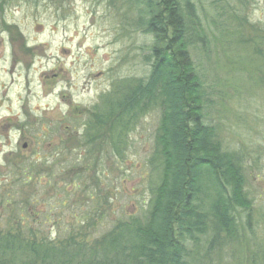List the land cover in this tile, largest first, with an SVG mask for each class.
Listing matches in <instances>:
<instances>
[{
    "label": "rangeland",
    "instance_id": "1",
    "mask_svg": "<svg viewBox=\"0 0 264 264\" xmlns=\"http://www.w3.org/2000/svg\"><path fill=\"white\" fill-rule=\"evenodd\" d=\"M6 1L0 0V197L10 194L12 210L0 226L33 209L53 241L77 232L91 242L119 220L142 218L157 181L149 159L158 109L139 118L118 153L104 148L86 160L78 142L95 103L114 98L121 80L148 73L143 56L151 35L132 24L139 4ZM191 2L194 31L203 37L192 36L189 46L204 85L203 121L224 149L240 155L253 206L249 225L247 210L236 214V239L206 253L201 237L192 264H264V0ZM28 198L31 205L23 206Z\"/></svg>",
    "mask_w": 264,
    "mask_h": 264
},
{
    "label": "trees",
    "instance_id": "2",
    "mask_svg": "<svg viewBox=\"0 0 264 264\" xmlns=\"http://www.w3.org/2000/svg\"><path fill=\"white\" fill-rule=\"evenodd\" d=\"M136 2L132 24L151 35L143 56L148 73L121 80L114 98L95 103L78 142L86 160L104 148L118 153L139 118L158 109L149 159L157 181L147 210L142 218L119 220L91 242L77 232L53 241L33 209L12 214L0 226V264H192L201 237L208 241L206 253L237 238L239 209L247 210L250 224L253 206L244 189L242 159L224 149L215 127L203 121L204 85L189 52L192 36L203 37L194 31L191 0ZM18 167L14 172L20 173ZM36 168L30 163L29 173ZM9 199L8 192L0 197V217L11 208ZM29 200L23 206L31 205Z\"/></svg>",
    "mask_w": 264,
    "mask_h": 264
},
{
    "label": "bare ground",
    "instance_id": "3",
    "mask_svg": "<svg viewBox=\"0 0 264 264\" xmlns=\"http://www.w3.org/2000/svg\"><path fill=\"white\" fill-rule=\"evenodd\" d=\"M42 57L44 58V55H42Z\"/></svg>",
    "mask_w": 264,
    "mask_h": 264
}]
</instances>
